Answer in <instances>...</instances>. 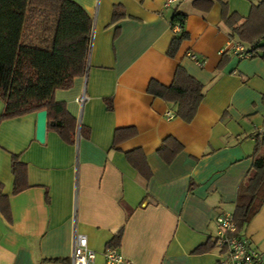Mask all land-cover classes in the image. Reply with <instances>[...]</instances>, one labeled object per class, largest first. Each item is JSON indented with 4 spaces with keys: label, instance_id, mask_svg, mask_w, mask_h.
<instances>
[{
    "label": "crops",
    "instance_id": "0c3cea01",
    "mask_svg": "<svg viewBox=\"0 0 264 264\" xmlns=\"http://www.w3.org/2000/svg\"><path fill=\"white\" fill-rule=\"evenodd\" d=\"M74 1L93 19L87 69L54 98L89 135L68 144L50 129L40 143L35 112L0 120V183L11 210V220L0 212V264H71L75 232L87 236L95 264H105L103 252L120 229L117 247L135 264H220L218 248L194 250L213 241L219 214L233 213L250 171L264 124V58L231 52L218 1L204 13L194 0ZM223 1L230 14L247 17L261 0ZM115 6L125 17L112 22ZM176 13L187 16L188 38L169 57L179 35L171 25ZM177 66L204 85L190 123L168 119L175 107L147 91L152 80L169 86ZM3 109L0 98V117ZM129 126L136 136L113 148L115 130ZM169 136L183 149L167 163L158 149ZM135 149L144 154L149 179L127 160ZM12 155L27 166L28 188L16 194ZM240 234L264 261V203Z\"/></svg>",
    "mask_w": 264,
    "mask_h": 264
},
{
    "label": "trees",
    "instance_id": "16d2710c",
    "mask_svg": "<svg viewBox=\"0 0 264 264\" xmlns=\"http://www.w3.org/2000/svg\"><path fill=\"white\" fill-rule=\"evenodd\" d=\"M215 1L221 3V23L228 36L246 46L251 57L264 58V0L252 4L247 17L229 13L228 3L223 0H194L193 6L208 12ZM125 17L123 7L115 6L112 22ZM186 15L176 13L171 25L181 22L184 27ZM93 19L74 0H0V98L4 109L0 120L46 110L47 128L60 138L73 144L77 136L88 137L89 129L78 124L69 114L65 104L54 98L58 89H68L74 78L87 69ZM188 38L185 31L175 36L169 46V57H175L181 43ZM148 93L175 107L174 115L190 123L204 97V85L191 76L182 66H177L169 86L152 80ZM108 109L113 108L111 98L105 99ZM134 127L118 128L114 132L113 148L136 136ZM182 145L173 137H167L158 154L170 163ZM128 162L149 179L151 170L142 150L126 153ZM26 164L12 155L11 171L14 176L13 193L28 188ZM237 189L235 208L232 213L241 230L258 213L264 203V134H255L252 165ZM0 212L11 220L8 196L2 193L0 183ZM123 230H119L107 247L121 244ZM215 247L209 240L194 250V254L211 251Z\"/></svg>",
    "mask_w": 264,
    "mask_h": 264
},
{
    "label": "built area",
    "instance_id": "2783aa9c",
    "mask_svg": "<svg viewBox=\"0 0 264 264\" xmlns=\"http://www.w3.org/2000/svg\"><path fill=\"white\" fill-rule=\"evenodd\" d=\"M180 0H166L168 6L173 2ZM177 33L183 29L181 22L172 25ZM231 52L240 58L251 57L246 47L241 42L232 41ZM188 57L196 63L201 64L192 52L187 53ZM85 94L78 100L84 102ZM168 119L174 117V113H166ZM259 133L264 134V124L259 129ZM216 236L213 239L215 247L220 251V264H264V261L258 250L250 243L249 240L242 237L237 231V225L233 215L230 212H224L216 218ZM88 238L85 234L75 232L73 236V246L71 254V264H95L96 252L88 245ZM105 264H135L127 259L118 249V247H106L103 252Z\"/></svg>",
    "mask_w": 264,
    "mask_h": 264
},
{
    "label": "water",
    "instance_id": "95a60500",
    "mask_svg": "<svg viewBox=\"0 0 264 264\" xmlns=\"http://www.w3.org/2000/svg\"><path fill=\"white\" fill-rule=\"evenodd\" d=\"M47 111L41 110L37 112L36 121V140L40 143L45 141L46 128H47Z\"/></svg>",
    "mask_w": 264,
    "mask_h": 264
}]
</instances>
